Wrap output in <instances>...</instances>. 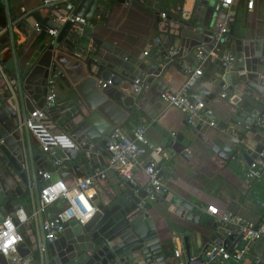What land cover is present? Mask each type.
<instances>
[{
  "label": "water",
  "instance_id": "95a60500",
  "mask_svg": "<svg viewBox=\"0 0 264 264\" xmlns=\"http://www.w3.org/2000/svg\"><path fill=\"white\" fill-rule=\"evenodd\" d=\"M98 1L79 0L73 18L82 17L89 22ZM162 1L146 0V5L159 12ZM201 4L206 5L203 26L208 28L211 6L206 2ZM48 12V9L40 8L30 12L27 19L33 25L39 24L45 31L57 30V37L54 39L47 35L13 78L17 92L29 112L34 108H43L49 82L56 84V102L48 109V114L77 145L74 150L56 149L58 156L69 165L58 176L51 178L56 181L69 176L80 178L90 174V168L96 169L104 164L109 136L116 128L122 127L134 112L135 100L132 95H126L133 80L140 76L146 83L157 87L163 69L158 64L140 61L122 51L103 50L99 46L87 50L76 48L73 42L65 40L71 22L67 21L60 27L48 16ZM225 13L223 10L218 15L217 23L225 19ZM213 14L217 17V13ZM0 19L4 20L0 22L1 31L10 20L15 21L16 16H11L5 9L0 8ZM78 26L80 30L92 31L85 25ZM179 34L177 55L170 59L165 58L166 63H173L175 66L181 58L191 62L189 55L202 42H208L204 34L195 33L186 26L180 29ZM73 36L79 38V32H74ZM61 44L71 50H61ZM212 47V44H208L206 50ZM216 49V63L224 76L220 86L230 83L235 86L241 82L249 90L234 102L236 111L231 121L238 127L233 128L234 135H229L221 147L214 145L202 134V122L191 127L189 132L222 159L240 156L250 165L256 159H264V129L259 128L256 123L259 120L264 124V109L260 108L264 105V31L251 32L247 29L241 34L231 31L229 40L218 43ZM163 50L166 57L167 46ZM228 54L234 57V62L231 68H224L221 59ZM165 88L167 87L163 85L159 87V91ZM59 92L62 93V98L59 97ZM204 103L206 104L205 101ZM15 116L7 114L0 101V222L8 216L18 225L15 209L22 197L20 182L27 183L33 166L39 181L40 172L47 163L39 150L32 149L26 131L18 128ZM203 121L206 124L211 121L214 125L218 124L213 115L205 117ZM189 144V140L181 134L175 141L170 142L172 149L181 156H187L185 148ZM127 184L133 187L132 183ZM144 193L145 198L146 192ZM127 199V195L121 192L105 194L103 198L97 193L93 216L84 225H79L74 220L69 222L64 226L62 234L47 245L46 264H167L157 242L152 219ZM157 201L162 207L182 218L188 216L187 212L193 214L194 220L211 229V241L204 248L211 243L223 244L225 239L235 240L228 248L233 253L246 244L243 235L238 231L233 232L231 226L202 215L196 208L169 192L159 193ZM18 229L23 238L18 253L22 257L28 256L35 260V256L31 255L32 242L23 231V226H18ZM184 241L185 264H202V253L191 258L188 244ZM250 244L242 260L236 264H264V258L260 260L256 254L250 252ZM0 264H6L1 253Z\"/></svg>",
  "mask_w": 264,
  "mask_h": 264
},
{
  "label": "crops",
  "instance_id": "0c3cea01",
  "mask_svg": "<svg viewBox=\"0 0 264 264\" xmlns=\"http://www.w3.org/2000/svg\"><path fill=\"white\" fill-rule=\"evenodd\" d=\"M41 2L42 0H0V8L5 9L9 15L16 16L15 21L10 20L0 31V101L7 114L16 115L15 117L21 119L28 116L29 110L17 92L13 77L23 68L41 41L49 35L45 30L36 31L35 25L27 19L30 12L40 9ZM174 2L175 0H163L157 12L146 5V0H99L91 20L85 24L92 31L79 30V38L73 37L71 42L74 47L85 50L99 46L103 50L122 51L140 61L162 67L163 73L159 77L160 84L157 87L150 84V88L135 94L131 84L126 95H132L134 98L135 109L121 128L129 131L138 125L145 127L146 138L161 150L156 156L158 167L161 168L165 187L173 196L181 198L182 202L217 222L223 212L229 211L239 215L245 222L264 224V180L250 183L244 176L247 164L240 156H232L227 160L219 157L189 132L191 126L187 124L179 109L166 105L159 99V87L164 85L180 89L188 80L187 70H193L197 66L185 58L179 59L177 66L165 62L163 48L179 46V32L184 26L183 22L178 24L170 20L167 13L165 14L168 22H163L162 12L174 13L172 9L177 6L179 18L184 20V23H189L194 22L196 17H201L204 22L206 11V5L195 0ZM234 12L230 32L241 34L247 29L251 32L264 31V0H255L252 11H247L242 4L234 8ZM216 20L217 17L211 11L207 21L208 28H213ZM0 22L4 20L0 19ZM156 38H159L160 42H156ZM146 51L147 55L144 54ZM216 59L201 66L202 75L196 79L192 89L206 102V107L218 122L214 126L203 123L201 132L214 145L221 147L229 135H234L233 128L238 127L231 121L236 111L234 102L249 90L241 82L235 86L230 83L221 87L219 83L223 81L224 76ZM58 95L63 97L60 92ZM260 108L264 109V105ZM180 134L190 142L185 148L187 156L176 153L170 145ZM29 141L32 149L39 150L34 141L30 138ZM40 154L47 163L45 156L41 152ZM48 167L47 163L46 168ZM34 170L33 166L27 179V182L35 184L33 197L38 190ZM75 179V176H69L64 181L71 185ZM130 183L133 187L115 173L108 172L105 179H96L94 186L100 198L114 192L126 194L128 202L149 215L167 264L186 262L184 240L188 244L191 258H196L211 241V229L194 220L193 214L187 212L188 216L182 218L162 207L158 201L143 207L147 179L141 169L135 171L134 179ZM26 184L20 182L22 197L19 203L26 212H30L32 200L25 197ZM207 206H214L218 216L205 213ZM23 231L32 242L31 255H34L36 260L38 254L33 248L35 233L26 227ZM232 231H236L235 228ZM225 241L223 244H227L228 248L235 242L226 239ZM250 245L251 253L256 254L260 260L264 258V236ZM176 248H181L180 258L174 256ZM231 264L236 263L231 261Z\"/></svg>",
  "mask_w": 264,
  "mask_h": 264
},
{
  "label": "built area",
  "instance_id": "2783aa9c",
  "mask_svg": "<svg viewBox=\"0 0 264 264\" xmlns=\"http://www.w3.org/2000/svg\"><path fill=\"white\" fill-rule=\"evenodd\" d=\"M195 1L199 4L201 2L210 4L211 11L217 13V18L225 10V19L219 23L216 20L213 28L203 26L201 17H196L194 22H181L183 26L190 28L193 32L204 34L208 42H202L197 50L189 55V60L192 62L190 63H195L197 66L193 70L190 68L187 70L188 80L186 83L180 89L167 87L159 92L160 101L179 109L184 114L187 124L191 127H195L201 122L205 123L203 119L212 115L202 98L192 89L196 79L202 75L201 66L218 57V49H216L218 43L229 40L231 21L235 16L234 8L243 4L247 11H252L255 5V0ZM78 2L79 0H42L41 2L40 8L48 9V16L57 22L60 27L67 21L71 22L72 25L65 40L72 41L74 32L80 30L78 25L87 23L82 17L73 18V12ZM161 16L163 22H168L165 13ZM34 27L36 31L43 30L39 24H35ZM46 32L54 39L58 35V31L55 29H49ZM155 41L160 42V39L156 38ZM208 44H212L213 47L207 51ZM59 48L63 51L68 50L67 46L63 44L59 45ZM166 52V58L170 59L177 55L178 47L170 46ZM147 53L148 51L144 52L145 55ZM233 62L234 57L230 54L221 59L224 68H231ZM99 84L102 87L104 86L102 82H99ZM148 88H150V84L146 83L140 76L132 82V91L135 94H140ZM56 98V84L50 81L47 86L43 108H34L24 119L17 118L18 128L24 129L28 138L37 144L49 167H45L40 172L41 179L38 181V190L34 197L35 184L30 182L26 184L25 197L31 198L32 210L26 212L19 203L15 209L18 225L8 216L0 222V253L3 255L6 264H44L47 245L53 243L62 234L65 225L73 220L79 225H84L93 216L96 210L94 198L97 195L94 186L95 180L105 179L108 172L115 173L124 182H132L135 171L141 169L147 179L143 207L150 202L157 201L159 193H168L156 158L161 150L146 138L145 127L142 125H138L129 131L121 127L116 128L108 138L109 147L104 158V164L91 171L90 174L76 178L71 185H68L64 179L51 180V178L58 176L61 170H66L69 167L65 160L58 156L56 149L61 151L77 149L75 141L48 114V109L56 102ZM209 125L214 126L213 121ZM257 126L264 129L262 121L258 120ZM1 143L2 140L0 139ZM244 176L250 183L264 180V159H256L250 165H247ZM44 183L47 184L43 186ZM58 184L62 187L53 192L52 189ZM204 211L210 216H218L214 206H207ZM89 212H91L90 215ZM21 216L24 217L23 220H21ZM9 222L13 225L11 234L16 236L17 239L5 250L3 245L8 236L3 234L8 232L7 224ZM218 222L235 228L243 235L246 244L243 248L230 253L226 245L211 243L201 252L204 256L202 264H231V261L239 263L247 252L249 243L264 236L263 223L254 225L245 222L239 215L229 211L223 212L219 216ZM20 225L23 226V229L25 227L30 228L35 233L33 248L38 254L36 260L28 256L22 257L18 253V247L23 242L21 232L18 229ZM181 254V248H176L174 256L180 258ZM179 264H185V262Z\"/></svg>",
  "mask_w": 264,
  "mask_h": 264
},
{
  "label": "clouds",
  "instance_id": "9594fccd",
  "mask_svg": "<svg viewBox=\"0 0 264 264\" xmlns=\"http://www.w3.org/2000/svg\"><path fill=\"white\" fill-rule=\"evenodd\" d=\"M61 187H62V185L58 184L55 188L52 189V191L55 192V191H57V189H59ZM90 214H91V212H89V215ZM20 218H21V220L24 219L23 216H21ZM7 228H8V232H6V233L3 234L5 236H8V239L4 241V245H3L4 248H5V250L7 249V247L9 245H12L16 241V239H17L16 236H14V235L11 234L12 233V229H13V225L11 224V222H9L7 224Z\"/></svg>",
  "mask_w": 264,
  "mask_h": 264
},
{
  "label": "trees",
  "instance_id": "16d2710c",
  "mask_svg": "<svg viewBox=\"0 0 264 264\" xmlns=\"http://www.w3.org/2000/svg\"><path fill=\"white\" fill-rule=\"evenodd\" d=\"M162 13H167L168 16H169V18H170V20H172L175 23H178L179 24L181 22H184V20H182V19L179 18L178 14H174V13H171L169 11H165V12H162Z\"/></svg>",
  "mask_w": 264,
  "mask_h": 264
},
{
  "label": "rangeland",
  "instance_id": "374dc122",
  "mask_svg": "<svg viewBox=\"0 0 264 264\" xmlns=\"http://www.w3.org/2000/svg\"><path fill=\"white\" fill-rule=\"evenodd\" d=\"M179 1L180 0H175V2H179ZM172 10H173L172 12H174L175 14H178L179 13L177 6L176 7L174 6ZM238 17H239V15H238ZM237 26L239 27V25H237Z\"/></svg>",
  "mask_w": 264,
  "mask_h": 264
},
{
  "label": "snow or ice",
  "instance_id": "6c2138e0",
  "mask_svg": "<svg viewBox=\"0 0 264 264\" xmlns=\"http://www.w3.org/2000/svg\"><path fill=\"white\" fill-rule=\"evenodd\" d=\"M213 211H215V209H213Z\"/></svg>",
  "mask_w": 264,
  "mask_h": 264
}]
</instances>
